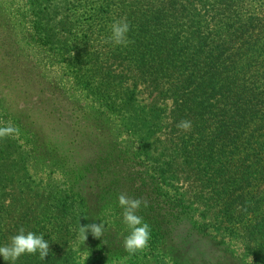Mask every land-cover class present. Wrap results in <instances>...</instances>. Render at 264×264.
I'll return each instance as SVG.
<instances>
[{"label":"trees","instance_id":"1","mask_svg":"<svg viewBox=\"0 0 264 264\" xmlns=\"http://www.w3.org/2000/svg\"><path fill=\"white\" fill-rule=\"evenodd\" d=\"M193 1L198 0L190 1L195 5ZM216 2L228 13L220 17L213 46L207 43L209 35L201 37L189 29L186 42L169 36L174 24L167 23L173 22L177 12L170 0L157 10L155 19L153 11L151 18L143 20L139 32L144 40L135 39L130 29L132 45L92 47L90 35L95 27L100 26L104 40L110 36L115 1L31 0L32 47H44L65 68H75L69 81L76 92L86 94L87 104L96 113L85 121L114 117L119 122L118 127L109 128L118 155L90 163L87 172L106 177L110 191L120 188L130 197L148 200V207H142L138 215L150 225L151 238L147 248L132 256L124 251L123 240L121 248L111 251L112 235L129 234L118 203L109 200L92 213L86 198L75 189L74 171L60 170L53 161L42 163L37 141L11 115L0 111V127L11 124L19 129L18 135L0 140V161L4 162L0 174L17 167L22 176L20 188L27 189L24 199L43 203L24 210L4 205L8 185L0 181V246L8 244L21 228L43 234L49 243L44 260L37 253L21 256L16 264H187L180 261L179 250L189 253L193 241L204 239L211 247L221 248L233 260L228 259L229 264H264V89L255 72L264 62V15L249 13L243 0L225 8ZM58 9L77 11L70 13L76 20L69 22L64 14L56 19L61 14ZM106 56L133 58L140 69L143 65L155 69L158 101L173 100L170 131L179 137L177 142L173 139L172 147L160 152V136L155 137L166 129L167 111L157 103H138L139 93L134 90H121L116 77L98 66ZM70 120L77 124L76 117ZM181 120L191 121L189 131L176 127ZM117 135L126 138L120 142ZM42 164L48 167L36 168ZM183 171L201 188L203 210L174 192V180ZM52 182L58 185L53 188ZM48 188L56 190L60 205L54 195L46 199L51 194ZM110 208L117 219L112 224L106 221ZM93 223L105 225L103 236L96 239L89 231L83 242L80 226ZM237 239L243 246L242 261L234 252ZM0 264L10 262L0 257Z\"/></svg>","mask_w":264,"mask_h":264},{"label":"rangeland","instance_id":"2","mask_svg":"<svg viewBox=\"0 0 264 264\" xmlns=\"http://www.w3.org/2000/svg\"><path fill=\"white\" fill-rule=\"evenodd\" d=\"M111 1H115L111 15L112 23L126 17L130 29L135 31V39L144 40L143 33L139 32L143 20L151 18L153 11L156 12L153 15V19H155L157 10L166 6L170 0ZM171 1L176 4L177 12L176 16L172 18L173 22L167 23L168 26L174 24L169 36H179V42H186L191 35L189 31H194L201 37L209 35L207 43L213 46L216 40L215 33L220 26V17L224 18L228 13L223 8L221 9L216 1L225 8L234 0H204L203 3L198 0L196 3L193 1L195 5L191 4V0ZM243 1H245V8L250 10L249 13H255L260 17L264 15V0L260 2L256 0L257 4H254V0ZM31 9V0H0V111L11 115V120L37 141L34 140L36 145L41 148L38 151V159L42 163L53 161L60 170L74 171L77 175L76 178H73L76 191L86 198L91 212L97 213L109 200L110 203H118V195L122 192L125 193L120 188L110 191L109 181L106 177L98 173L87 172L86 168L90 163L94 164L99 161L101 157L106 155L116 157L118 155V149L110 139L109 128H115L116 125L118 127L119 122L114 117H111L109 121L96 122L95 119V122L85 121V117L90 115L95 118L96 113L87 104L86 94L83 91L76 92L69 81L75 68L73 66L65 68L61 62L55 61L44 47H32L30 37L32 30L28 22L31 19ZM194 9H196V13ZM58 11H61V14L56 16V19H60L64 14L65 19L69 16V22L76 20L70 16V13L74 15L77 11L67 12L59 9ZM84 11L81 10V13ZM245 12L244 14H246ZM100 29V26L95 27L90 35L92 47H100L104 43V36ZM156 30L161 31L159 27ZM159 38L162 39L161 36ZM130 44L132 45L133 42ZM194 44L195 42L191 43V45ZM133 61V58L106 56L102 62L98 63V66L104 68L105 73H112V76L116 77L115 83L124 92L134 90L139 93L138 103L149 106L157 103L167 111V118L164 121L166 129L162 134L155 135V137L160 136L159 140L162 143L160 152H162L163 149L172 147L173 139L174 142H177L179 137V134H173L170 131L173 128L171 113L173 100L158 101L159 90L158 88L154 89L156 86L153 83L158 76L152 73L155 69H152L150 65H143L144 69H140L139 65ZM255 72L259 77V85L264 89V62L262 67L256 68ZM70 117L77 118L76 127L72 124ZM254 121H257L256 118ZM116 138L122 142L126 137L117 135ZM22 143L23 141H20V144ZM2 164H4L3 160L0 161V165ZM37 167L48 166L42 164ZM0 181L3 186L8 185L4 192L5 197L2 199L4 205L14 207L16 210H24L25 207L43 204L38 202L39 199L37 202L24 199L23 195H27L25 192L27 189L25 186L20 188L22 176L17 167L13 166L7 172L1 173ZM51 185L55 188L58 183L52 182ZM29 187L32 188L34 185L30 184ZM174 187L176 194L184 195L187 201L195 203L200 210L204 209L201 204V188L187 172H179V176L174 180ZM48 191L51 194L46 199L49 200L54 195L58 200L57 205H60L59 197L55 194L56 190L48 188ZM33 202L35 203L33 204ZM113 213L110 208V216L108 215L106 220L110 221V224L117 220ZM211 216L212 214L209 215L210 218ZM195 219L200 220L198 217ZM122 233L124 231L120 232V235L116 237L112 235L110 238L111 251L121 248L119 241L124 240L125 237ZM239 241L238 239L234 241V252L242 261L243 246ZM191 247L194 250L192 249L189 253L184 249L179 250L180 261L187 264H229V260L233 262L228 255L226 256L229 260L224 256L221 248L211 247L207 239L202 242L193 241Z\"/></svg>","mask_w":264,"mask_h":264},{"label":"clouds","instance_id":"3","mask_svg":"<svg viewBox=\"0 0 264 264\" xmlns=\"http://www.w3.org/2000/svg\"><path fill=\"white\" fill-rule=\"evenodd\" d=\"M130 25L126 17L115 20L110 25V36L104 43L115 46L127 47L132 41L128 38ZM176 127L181 131H189L191 129V121L181 120ZM19 129L15 125L0 127V140L18 135ZM118 206L122 209V223L125 225L129 234L124 238L122 247L129 255H135L142 252L148 247L151 238L150 225L144 221V218L138 215L141 208L148 207V200L145 197H130L126 193L118 195ZM105 225L90 224L80 226L79 239L83 242L87 240V232H91L92 236L99 239L103 236ZM39 254L41 260H44L49 254V243L44 239V235H37L34 232H25L24 228L19 229L18 234L12 236L8 244L0 246V257L5 262L16 264V261L23 255ZM90 255V254H89Z\"/></svg>","mask_w":264,"mask_h":264}]
</instances>
